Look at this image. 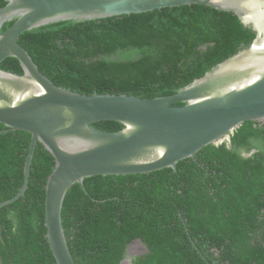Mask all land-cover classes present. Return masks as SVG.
I'll return each instance as SVG.
<instances>
[{
	"label": "trees",
	"instance_id": "trees-1",
	"mask_svg": "<svg viewBox=\"0 0 264 264\" xmlns=\"http://www.w3.org/2000/svg\"><path fill=\"white\" fill-rule=\"evenodd\" d=\"M254 38L234 14L191 4L53 23L22 33L18 42L58 87L153 99L177 93ZM0 70L23 74L12 57ZM92 126L123 129L114 121ZM4 129L0 124V203L23 185L31 140ZM54 167L37 142L26 191L0 208V264H56L44 226ZM61 221L75 264H264V125L246 121L229 143L205 146L174 170L86 178L67 191ZM137 241L144 250L129 257Z\"/></svg>",
	"mask_w": 264,
	"mask_h": 264
},
{
	"label": "water",
	"instance_id": "water-1",
	"mask_svg": "<svg viewBox=\"0 0 264 264\" xmlns=\"http://www.w3.org/2000/svg\"><path fill=\"white\" fill-rule=\"evenodd\" d=\"M5 1L0 8V63L15 58L23 74L0 70V124L5 126L2 132L23 131L31 140L23 185L0 208L26 191L39 142L55 161L45 186L44 226L56 264H75L61 221L71 186L95 176L174 170L179 161L194 158L205 146L229 143L232 132L244 122L264 125V0ZM191 4L234 14L255 38L171 96L142 99L66 90L40 73L18 42L22 33L53 23L94 21ZM14 19L1 32L3 24ZM103 121L120 123L123 129L104 132L92 126Z\"/></svg>",
	"mask_w": 264,
	"mask_h": 264
},
{
	"label": "rangeland",
	"instance_id": "rangeland-1",
	"mask_svg": "<svg viewBox=\"0 0 264 264\" xmlns=\"http://www.w3.org/2000/svg\"><path fill=\"white\" fill-rule=\"evenodd\" d=\"M141 251L142 249L139 246V244H132L128 249V253L130 254H137V253H140Z\"/></svg>",
	"mask_w": 264,
	"mask_h": 264
},
{
	"label": "clouds",
	"instance_id": "clouds-1",
	"mask_svg": "<svg viewBox=\"0 0 264 264\" xmlns=\"http://www.w3.org/2000/svg\"><path fill=\"white\" fill-rule=\"evenodd\" d=\"M132 244H139V246L141 247L142 251H141L140 253H137V254H130V253H128L129 257H130L131 255H138V254H141V253L143 252L144 247H143V245H142L139 241L134 242V243H132ZM132 244H130V246H131ZM130 246H129V247H130ZM128 249H129V248H128ZM125 261H128V264H130V263H129V260H125Z\"/></svg>",
	"mask_w": 264,
	"mask_h": 264
}]
</instances>
